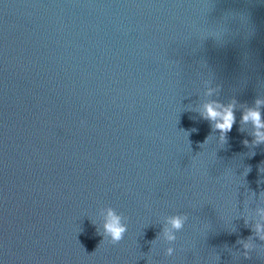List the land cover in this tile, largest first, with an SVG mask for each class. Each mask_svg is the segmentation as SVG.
Wrapping results in <instances>:
<instances>
[{
	"label": "water",
	"instance_id": "95a60500",
	"mask_svg": "<svg viewBox=\"0 0 264 264\" xmlns=\"http://www.w3.org/2000/svg\"><path fill=\"white\" fill-rule=\"evenodd\" d=\"M250 109L264 0H0V264H264Z\"/></svg>",
	"mask_w": 264,
	"mask_h": 264
},
{
	"label": "clouds",
	"instance_id": "9594fccd",
	"mask_svg": "<svg viewBox=\"0 0 264 264\" xmlns=\"http://www.w3.org/2000/svg\"><path fill=\"white\" fill-rule=\"evenodd\" d=\"M257 105L261 104L262 101L257 100ZM206 109V119H210L215 122V128L221 132V139H224L227 132L232 129L233 124L235 123V116L233 112V107L228 106L225 107L223 113L217 111L213 104L205 105ZM243 121L248 122L251 121L257 131L254 133L256 140L254 143L260 144L264 143V131H260V129H264V121H262L261 113L258 109H250L244 116ZM248 142L245 141V144ZM170 223L173 228L179 230L183 226V219L179 216L174 217L170 220ZM257 231H261L258 226ZM127 232V226L121 223V217L116 214L113 209H109L106 217V221L104 224V234L111 238V244L116 245L119 244L121 240H123L125 233ZM169 240H174L175 237L170 233H166ZM260 239L264 240V236H261ZM246 248L249 245H245ZM173 250L169 249V254H171Z\"/></svg>",
	"mask_w": 264,
	"mask_h": 264
}]
</instances>
